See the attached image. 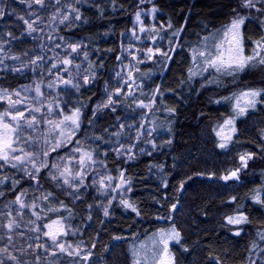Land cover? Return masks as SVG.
Listing matches in <instances>:
<instances>
[{"label": "trees", "instance_id": "trees-1", "mask_svg": "<svg viewBox=\"0 0 264 264\" xmlns=\"http://www.w3.org/2000/svg\"><path fill=\"white\" fill-rule=\"evenodd\" d=\"M59 1H70L74 15L80 17L58 30L80 45L78 61L87 83L84 77L71 85L55 84L48 104L61 113L79 109L80 148L97 158L113 186L126 185L124 201L136 211L108 200L100 213L92 207L89 184L81 194L65 191L43 170L33 178L2 160L0 202H15L36 184L47 194L42 208L36 209L40 223L66 219L91 254V264L94 259L133 264L134 244L173 229L179 233V243L169 245L174 264H264L263 97L235 118L234 134L225 147H220L216 133L232 119V102L240 86L253 83L264 89V65L254 62L229 75L212 68L204 71L192 59L193 49L238 13L244 19L240 28L244 52L252 55L255 42L264 37V0H256L257 8L248 7L249 11H242L240 0H153L163 24L156 31L167 39L168 52L157 64L155 57L135 63L137 95L152 103L147 113L122 95L108 107L101 103L118 71L122 39L139 0ZM16 72L0 71L1 89L30 81L29 71ZM144 115L159 138L138 156H120L114 149L126 142L125 121ZM245 152L255 157L249 166L252 175L224 182L221 176L238 168L236 160ZM236 214L247 217V222L229 224L227 218Z\"/></svg>", "mask_w": 264, "mask_h": 264}, {"label": "rangeland", "instance_id": "rangeland-1", "mask_svg": "<svg viewBox=\"0 0 264 264\" xmlns=\"http://www.w3.org/2000/svg\"><path fill=\"white\" fill-rule=\"evenodd\" d=\"M245 2L246 0H240L244 9L242 11H249L248 7L257 8L256 0H251L252 6L248 7L245 6ZM137 14H139V20H137ZM65 16L68 17L67 20L64 19ZM74 16L76 15L70 1L42 0L41 3H37L36 0H0V71L31 73L30 81L16 89L0 88V97H4L0 98V114L9 112L14 115L17 111L24 112V118L19 121L20 139L14 144L17 151L10 154L9 161L6 163L16 164V167L29 177H36L37 173L43 170L60 189L65 191L76 189V192L80 191L81 194L86 191V186L89 184L93 190L92 207L101 213L108 200L120 202L126 200V185L118 182L116 186H113L97 158L90 155L89 159L85 156V153L89 152H85L79 146L76 137L78 127L65 120L66 116L72 115L75 111L61 113L54 111L48 104L49 95L55 84L67 82L66 84L71 85L80 82L86 76V72L78 61L80 45L58 30L59 26L73 22ZM242 16V13L235 14L225 28L210 33L206 40L201 41L192 51L193 65L203 69L207 67L204 58L196 53L214 52V46L220 42L227 27L234 19H240ZM29 24L34 30L29 29ZM162 26L158 13L154 10L153 0H139V6L132 16L131 27L122 39L118 71L115 73L112 87L104 93L101 103L108 102L110 97L114 100L122 95L136 109L144 110L146 113L149 111L152 103L137 95L138 84L132 75L136 62L149 61L155 57L157 64L165 53L167 54V39L156 31ZM22 41L27 43L22 44ZM70 45L79 47L76 52H72ZM149 49L152 51L149 52ZM65 60H71V63L65 64ZM129 73H131V79ZM254 85L257 84L246 83L237 90L232 102L233 121L253 109L248 107L243 115H239L237 100L244 91L260 89ZM37 86L40 88V95L36 92ZM117 89H121L119 95L116 94ZM260 97L264 100V93ZM260 97L257 98L256 104L262 101ZM9 98L11 101H21V103L11 106ZM141 101L149 106L141 107ZM239 103L241 107H244L246 101L240 99ZM32 117H35V122L29 127L28 121ZM225 121L216 133H220V135L217 134L220 144L227 145L234 134L232 128L235 122L227 125ZM5 122L13 125L16 123L10 116L5 117ZM124 129L126 142L114 149L123 157L138 156L150 150L153 142L159 138L154 132L151 120L145 115L140 120L137 118L126 120ZM20 149H23V152ZM24 152L30 155L25 157ZM15 155H20L23 163L11 158ZM241 156L245 157L243 161L240 159ZM252 160H255L254 156L247 152L242 153L236 160L238 168L229 170L226 176L224 175V179H221L227 183L251 176L249 166ZM234 171H237L236 177L231 176ZM65 179L69 183L65 184ZM45 196H47L46 192L40 190L36 184H32L23 198L21 196L19 200L12 203L0 202V261L3 264H91L88 260L91 254L77 239L76 228L66 219L55 220L59 222L58 225L53 224L54 221L43 225L40 223L36 209L42 208L40 203ZM10 223H12L11 229L8 227ZM46 225H53V227L49 229ZM58 228H62V231L57 232L55 241L51 235H45ZM172 234V230L167 233H158L155 238L134 244L130 248L133 264L137 261H140V264H154L156 253L164 246L160 241L168 240L169 249V245L175 242L174 239H169ZM59 245H63L64 250H61ZM170 254L173 257L171 252ZM92 263L103 264L100 259H94Z\"/></svg>", "mask_w": 264, "mask_h": 264}, {"label": "snow or ice", "instance_id": "snow-or-ice-1", "mask_svg": "<svg viewBox=\"0 0 264 264\" xmlns=\"http://www.w3.org/2000/svg\"><path fill=\"white\" fill-rule=\"evenodd\" d=\"M37 3H41L42 0H36ZM245 6H252L251 0H246ZM76 19H80L79 16L75 17ZM65 20L68 19L67 16L64 17ZM137 20H139V14H137ZM27 23V21H26ZM244 19H234L231 22V25L227 27L225 30L220 42L216 44L215 51H200L196 53L198 56L204 58V63L208 66L207 68H204V71H207L208 68L215 69L216 72L226 71L229 75H232L236 72H242L245 68L253 65L254 62L264 65V37L261 38V40L256 41V48L253 49L252 55H245L244 52V44H243V36L241 34L240 28L241 25H243ZM30 30L32 29V25H28ZM225 44H227V47H225ZM72 52H76L78 45H70ZM259 49V51H257ZM149 52L152 51V49L148 50ZM165 55H167L165 53ZM170 59V57H169ZM65 64H70L71 60H65ZM230 70V71H229ZM192 75H196V73H192ZM129 78L131 79V73H129ZM67 83V82H66ZM85 83H87V77H85ZM121 89H117V95L120 94ZM36 92L38 95H40V88L37 86ZM262 92H264V89H249L247 91H244L240 94V97L237 100V109L238 114L243 115L248 107L254 108L257 101V98L261 96ZM16 95H19V93H16ZM4 98V97H0ZM245 99L246 104L244 107L240 106L239 100ZM9 103L11 106H15L17 103H21V101H11L9 98ZM114 103V101L109 98L107 104L104 105V107H108V105ZM141 107H148L149 105H145L142 101L140 102ZM36 111H39V109H36ZM10 116L11 120L16 122L15 125L10 124L8 122H5V117ZM80 117L79 109H77L75 112L72 113L70 116H66L65 120L70 121L72 124L79 127L78 121ZM24 118V112L23 111H17L16 114H11L9 112H5L3 114H0V160L8 162L10 158V154L17 151V149L14 147V144L20 139V124L19 121ZM35 122V117H32L31 120L28 121V126L31 127L32 124ZM234 121L232 119H229L225 121V124L232 125ZM232 131H235V128H232ZM220 135V133H217ZM230 139V137H229ZM59 146V145H57ZM226 145L221 144L220 147H225ZM21 152H23V149H20ZM30 153L24 152V156L28 157ZM85 156L89 159L90 154L85 153ZM12 159L23 163V159L20 155H15L11 157ZM242 161L245 159V157L241 156L240 158ZM83 162V161H81ZM12 167H16V164H13ZM39 171V169H37ZM65 171H68L65 169ZM238 171V170H237ZM237 171H234L231 173V176L236 177ZM61 175H64V173H61ZM35 178V177H33ZM227 178V177H226ZM109 179H111L109 177ZM64 183L67 184L69 181L67 179L64 180ZM183 187V184H181V188ZM17 200H19V197H17ZM122 204H124L127 208H132L133 211H136L135 207L128 203L127 201H121ZM23 207V205H22ZM173 209H175L176 205L172 206ZM105 215H108L107 210H105ZM229 224L234 225H240L242 223L247 222V217L245 216H236V217H228L227 218ZM53 224L58 225V221H54ZM9 229L12 227V223L8 225ZM49 229H52L53 225H46ZM62 231V228H58L56 231H52L49 233H45V235H51V238L53 241L57 238V232ZM236 235H239L240 232L237 231L235 233ZM169 239H174L177 243H179V233L173 229V234L169 236ZM160 243H162L164 246L162 249L159 250L158 253H156V261L154 264H174V258L171 256L169 249H168V240H161ZM61 247V250H64L63 245H59ZM4 251H7V249H4ZM12 259H15V257H11ZM0 264H3L2 261H0ZM136 264H140V261H137Z\"/></svg>", "mask_w": 264, "mask_h": 264}, {"label": "water", "instance_id": "water-1", "mask_svg": "<svg viewBox=\"0 0 264 264\" xmlns=\"http://www.w3.org/2000/svg\"><path fill=\"white\" fill-rule=\"evenodd\" d=\"M222 179H224V175L221 176ZM118 239V238H117Z\"/></svg>", "mask_w": 264, "mask_h": 264}]
</instances>
